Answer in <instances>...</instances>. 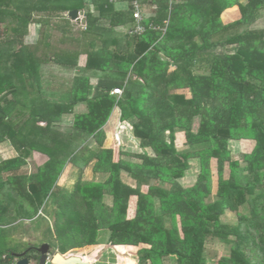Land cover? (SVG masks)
Segmentation results:
<instances>
[{"label":"trees","instance_id":"1","mask_svg":"<svg viewBox=\"0 0 264 264\" xmlns=\"http://www.w3.org/2000/svg\"><path fill=\"white\" fill-rule=\"evenodd\" d=\"M121 1L126 8L108 0H0V144L13 150L0 156V264L19 254L4 239L24 220L44 223L40 233L48 231L53 241L30 245L23 251L27 258L42 243L62 254L94 245L105 230V247L140 246L139 264H163L165 257L206 264L207 238L230 244L216 264H264V27H253L264 17V0ZM134 1L144 16L141 34L131 32ZM233 6L238 16L223 21ZM81 8V27L96 38L87 42L83 68L70 79L52 70L45 78L43 64L73 66L76 55L41 58L27 47L32 14L45 12V23ZM48 36L46 31L44 42ZM50 80H68L64 98L46 95ZM115 87L121 94L111 93ZM78 105L84 109L76 110ZM114 108L119 129L128 123L139 146L153 155L135 154L140 162H132L103 145ZM64 115H72L68 130L57 126ZM179 131L185 138L181 150L175 144ZM229 140L250 141L252 148L235 155ZM33 153L44 159L28 173L23 167ZM192 160L198 163L196 179L185 187L179 179ZM67 165L77 172L71 189L58 184ZM87 167L101 179H84ZM131 196L136 209L127 218ZM226 211L236 214L235 223L222 221ZM118 260L135 264L130 256Z\"/></svg>","mask_w":264,"mask_h":264},{"label":"rangeland","instance_id":"2","mask_svg":"<svg viewBox=\"0 0 264 264\" xmlns=\"http://www.w3.org/2000/svg\"><path fill=\"white\" fill-rule=\"evenodd\" d=\"M82 11V16L85 13V8L80 9ZM226 11V10H225ZM63 12V11H62ZM40 13V12H39ZM235 12L231 14H228L230 18H223V21H232L238 16V12L234 14ZM38 14V13H36ZM35 13L32 15V20L36 16ZM234 14V15H233ZM223 16V15H222ZM31 20V22H32ZM50 23V28H47L45 30V33L47 31L48 33V38L44 42H40L39 44H35L32 41L34 40V35L33 33H29L27 37L26 36V44L27 47H32L33 51L37 56L42 57H55L56 55H60L68 52H73L75 55H78L83 52L82 55H84V50H86L87 42L90 39L95 38L94 35L90 32H84V26L79 27L77 24L70 22V26L66 27L65 26V21L62 19L56 20L55 22H49ZM35 26V25H34ZM253 27H258V28H263L264 27V17L261 19H258ZM96 39V38H95ZM43 55V56H42ZM59 69L54 68V71H57ZM65 71V70H64ZM63 71V72H64ZM44 72V69H43ZM48 74H45V78H47ZM73 74L69 73V75L62 73L61 77H66L67 79H70ZM45 81H47L45 79ZM46 83L45 85L48 87L46 90V95L52 96L55 99L60 100V98H64L65 96V90L64 87L68 84L67 81H61V82H56L55 80ZM50 88V89H49ZM181 92H184V94L187 97H190V92L186 89H183ZM76 110H83V106L78 105ZM71 121H72V115H64L61 119V122L57 125L58 128L63 129V130H68L71 126ZM120 121V120H119ZM108 122L104 126V131H105V140H104V146L107 148L114 149L115 151H122L123 154H119V156L123 159H126L128 161L132 162H140V159H138L135 154H140V153H146L148 155H153V151L151 149H143L139 146V140L136 138L130 128V125L128 123H122L124 125L123 130L121 131L119 127L116 125L117 121L114 122ZM198 128V118H195L192 124V130L197 131ZM111 134L110 138L108 134ZM130 135H133V140L130 139ZM133 141V142H132ZM185 142L184 138V132H177L175 136V144L178 149H183V143ZM89 145H92L93 142L90 141L88 142ZM229 147L230 150L233 154H239L243 152H249L252 148V142L247 141V140H229ZM182 144V145H181ZM4 157H9L13 155V150L9 147L8 143H2L0 144V156ZM43 156L41 154L33 153V156L30 159H27V164L23 167L25 171L28 173L34 172L36 170L37 164H40L43 161ZM191 163V168L187 170L186 174L179 179V182L183 186H190L194 184V181L196 179V172L198 170V163L196 160L190 161ZM210 185H211V191L214 193L216 191L217 187V178H218V173L216 169V163L215 160L212 159L210 161ZM70 165H67L61 176L58 179V183L62 186H65L69 189L73 187L74 182L77 179V172L75 170L70 169ZM223 175L227 177L228 175V170L227 167H224V172ZM121 176L122 179L128 183L134 186L135 181L127 175L125 171H121ZM101 175L93 173L90 167H87L83 171V178L84 179H101ZM151 184H160L158 180H153L150 182ZM164 184V183H162ZM164 186L168 187L167 184H164ZM141 189L143 191L147 190V186H142ZM105 201L107 203H111V198L105 197ZM136 197L131 196L128 201V207L126 211V217L128 215L132 216V210L135 208L136 209ZM131 209V211H130ZM50 221L52 222V218L49 217ZM222 221L227 222V223H235L236 222V214L230 211H226L225 214L222 216ZM165 225L170 224L169 218H167L165 221ZM46 225L43 223L41 227H38L37 225L32 224L28 220L22 221V223H19L18 227L16 228L14 233H12L9 237H5L4 239V244L7 246V248H10L11 251L15 252H23L25 251L28 247L38 245L40 241L45 240L48 243H52L53 241L50 238V233L45 230V232L41 235V231H43V228H45ZM106 231L103 230L101 235L99 237L101 238L105 237ZM140 246H136L135 248L131 249H138ZM143 247V246H142ZM229 248L230 244L223 243L219 240L213 239V238H207L204 243V256L206 259V264H216L218 259L222 256L228 255L229 253ZM119 249H125L123 247ZM136 251V250H135ZM126 253V255H129L135 260V264H139L136 262V259L139 257V255H136V253L133 250H130ZM114 255V254H113ZM36 258V251H31L29 259L30 261L32 260L31 264L37 263L35 260ZM91 264H102L100 259H97L95 262H92ZM119 264H123L120 262ZM142 264V263H141ZM163 264H175V260L173 257H165L163 259Z\"/></svg>","mask_w":264,"mask_h":264},{"label":"crops","instance_id":"3","mask_svg":"<svg viewBox=\"0 0 264 264\" xmlns=\"http://www.w3.org/2000/svg\"><path fill=\"white\" fill-rule=\"evenodd\" d=\"M117 6L123 7L124 4L118 3ZM232 8H236L235 9V13H234V14H236L238 12L237 7L233 6ZM34 13L35 14L38 13V14H36V16H35V18H33V20L31 18L32 22L30 21V24L28 26V31H29L28 34L29 33H33V35L35 34L33 36L34 40L32 41V43L34 42L35 44H39L40 42H43V38H44V33H45V30H46V27L47 26L50 27V23L48 21L45 22V23L42 22V20L45 18V14H42V13H45V12H40V13L39 12H34ZM46 13H48V12H46ZM64 17H67L69 19L68 15H67V12L62 14V18L53 17L51 22L52 21L55 22L56 20H59V19L64 20ZM69 21L74 23V24L76 23L77 26H79V27H81V25L83 24V23L77 22L76 20L69 19ZM70 24L71 23H69V25ZM65 25H67V24L65 23ZM28 34H27V37H29ZM71 53L74 54L73 52H71ZM81 54H83V52L78 54V55H76V64L73 65V66H71V65L64 66V65H58V64L57 65H55V64H46V65H44L43 64V69H44L45 74H48L51 70L54 71V68H56V69H59V70H57L55 72H59V73L62 72V73L67 74V75H69V73H72L73 75H75L76 73L80 72V70L83 68L84 63H85V61L87 59V53H86L85 50H84V55L81 56ZM62 73H60V74H62ZM96 80H97L96 78H91L90 82L92 84H95ZM115 121H117L116 125L120 123V121H119V111H118L117 108H114V110L112 111V113H111V115H110V117L108 119L109 123L113 122L112 124H114ZM175 136H176V134H175ZM144 149L146 150V149H149V148H144ZM130 211H131V209H130ZM132 212H133L132 216L128 215L127 218H132L134 216L135 208L132 210ZM102 231H100V235L102 234L101 233ZM105 233H106L105 237H103L104 235L101 238L99 237L98 243H96L94 245L86 246L84 248L71 249L68 252L64 253L63 255H65V256H68V255L78 256L82 261H84V260L86 261L87 260V261H90L91 263L95 262L97 259H100L102 264H118L119 263V260H118L119 257L129 256V255H131L129 253L130 250H133L134 252H135V250H137V249H131V248H135L136 246H128V245H116L115 247H105V243H106L107 238H108L107 232H105ZM42 244H47V243H42ZM42 244H40L36 248L38 249ZM121 247H123L125 249H119ZM36 248H35V251L38 252V250H36ZM55 251H58V250H56L55 248H51L50 247V253L55 252ZM127 252H128L129 255H126V256L121 255V254H126ZM23 255H24V252H21L19 254H17V253L12 254V256H13L12 263H14L20 256L22 257ZM39 257H40V253H39ZM31 263H32V260L30 261V259H29V264H31ZM35 264H38V260H37V263H35Z\"/></svg>","mask_w":264,"mask_h":264},{"label":"water","instance_id":"4","mask_svg":"<svg viewBox=\"0 0 264 264\" xmlns=\"http://www.w3.org/2000/svg\"><path fill=\"white\" fill-rule=\"evenodd\" d=\"M67 14L71 19H75L77 22L85 24V18L82 16V11L80 9L68 10ZM37 250L40 253L38 264H44L46 261L47 254L50 253V246L48 244H42ZM50 263L51 264H84V261H82L78 256H74V255L65 256L62 253L55 251V253L52 254ZM10 264H29V259L27 257L20 256L14 263H10Z\"/></svg>","mask_w":264,"mask_h":264},{"label":"built area","instance_id":"5","mask_svg":"<svg viewBox=\"0 0 264 264\" xmlns=\"http://www.w3.org/2000/svg\"><path fill=\"white\" fill-rule=\"evenodd\" d=\"M85 1H88V2H90V1H92V0H85ZM108 1H110V2H113V3H115V4H118V3H121V4H123V3H125V2H122L121 0H108ZM125 5V8H126V3L124 4ZM133 18H134V22H135V25H134V27H133V29H132V33H136V34H141V33H143L144 31H145V27H144V25H143V23H142V21H143V15H142V12H141V10L139 9V4H137V2L136 1H134L133 2ZM152 25H150V27H151ZM111 93L112 94H121V89L120 88H118V87H115V88H113L112 90H111ZM53 253H55V252H52V253H48L47 254V257H46V261H45V263L44 264H51L50 263V260H51V257H52V254ZM84 264H91V262L90 261H85L84 260Z\"/></svg>","mask_w":264,"mask_h":264},{"label":"bare ground","instance_id":"6","mask_svg":"<svg viewBox=\"0 0 264 264\" xmlns=\"http://www.w3.org/2000/svg\"><path fill=\"white\" fill-rule=\"evenodd\" d=\"M68 15V14H67ZM69 17V16H68ZM69 19H71L70 17H69ZM71 20H75V19H71ZM10 261V260H9Z\"/></svg>","mask_w":264,"mask_h":264},{"label":"flooded vegetation","instance_id":"7","mask_svg":"<svg viewBox=\"0 0 264 264\" xmlns=\"http://www.w3.org/2000/svg\"><path fill=\"white\" fill-rule=\"evenodd\" d=\"M36 250H37V248H36Z\"/></svg>","mask_w":264,"mask_h":264}]
</instances>
